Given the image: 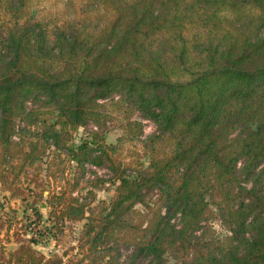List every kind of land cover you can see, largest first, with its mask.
Returning <instances> with one entry per match:
<instances>
[{"label": "trees", "instance_id": "trees-1", "mask_svg": "<svg viewBox=\"0 0 264 264\" xmlns=\"http://www.w3.org/2000/svg\"><path fill=\"white\" fill-rule=\"evenodd\" d=\"M25 183L48 221L0 264H264V0H0V189Z\"/></svg>", "mask_w": 264, "mask_h": 264}, {"label": "rangeland", "instance_id": "rangeland-1", "mask_svg": "<svg viewBox=\"0 0 264 264\" xmlns=\"http://www.w3.org/2000/svg\"><path fill=\"white\" fill-rule=\"evenodd\" d=\"M132 117L139 119L142 123V134L140 135L141 141L145 139L150 133L155 130V124L152 120L141 117L138 113H133ZM95 126L91 124H87L84 126H78L74 130H72V138L73 142L78 143L83 138L86 137L87 131ZM120 133V129L113 127L109 129L106 133V140L109 142L115 141L117 135ZM139 144H141L139 142ZM146 160V157L143 158V161ZM91 172L93 169L86 166ZM88 171V176H93L94 173ZM97 175H102L103 171L100 172L95 170ZM85 181H83V184ZM106 188L97 189L95 191L96 198H109L114 190L113 184L111 181L105 182ZM84 188L81 189V191ZM40 193L39 189L29 187V184H23V191L19 194L13 195L8 190L0 189V216L4 219V225L0 230V243L6 249L14 248L17 245L15 241V237H22L23 239H28L30 236H36L34 232L38 227H44L47 222L46 217L49 216V206L44 204L42 199H38L37 201H33L34 197H39ZM43 203V204H42ZM42 204V205H41ZM38 210L42 213V219L39 221L36 218L35 211ZM51 219V218H50ZM50 221L47 223L49 224ZM76 224H80V222H76ZM81 225V224H80ZM214 226L216 227L219 233H224L225 228L218 222L214 221ZM34 247L42 251H60L61 245L55 246L54 241L51 237H47L46 239H42V241L34 243ZM125 252V249H123ZM125 256H122L121 261L118 264H126Z\"/></svg>", "mask_w": 264, "mask_h": 264}, {"label": "built area", "instance_id": "built-area-1", "mask_svg": "<svg viewBox=\"0 0 264 264\" xmlns=\"http://www.w3.org/2000/svg\"><path fill=\"white\" fill-rule=\"evenodd\" d=\"M89 168H91V169H93L94 170V172H95V170L96 171H98V172H100L101 170L103 171V173H101L102 175H100V176H107V170L105 169V168H103V167H101V166H97V165H92V164H89V165H87Z\"/></svg>", "mask_w": 264, "mask_h": 264}, {"label": "crops", "instance_id": "crops-1", "mask_svg": "<svg viewBox=\"0 0 264 264\" xmlns=\"http://www.w3.org/2000/svg\"><path fill=\"white\" fill-rule=\"evenodd\" d=\"M46 219H47V217H46ZM47 221H48V220H47ZM53 241H54V240H53ZM54 245H55V246H58V245L55 244V241H54ZM54 251H55V250H54ZM46 252H49V251H46Z\"/></svg>", "mask_w": 264, "mask_h": 264}]
</instances>
